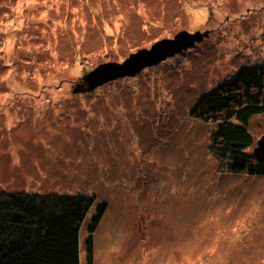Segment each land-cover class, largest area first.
Here are the masks:
<instances>
[{
	"label": "rangeland",
	"instance_id": "1",
	"mask_svg": "<svg viewBox=\"0 0 264 264\" xmlns=\"http://www.w3.org/2000/svg\"><path fill=\"white\" fill-rule=\"evenodd\" d=\"M181 32L209 36L109 76ZM251 66H264V0H0V189L93 187L108 210L92 264H264V176L234 172L219 123L194 116ZM247 129L264 162V111Z\"/></svg>",
	"mask_w": 264,
	"mask_h": 264
},
{
	"label": "trees",
	"instance_id": "2",
	"mask_svg": "<svg viewBox=\"0 0 264 264\" xmlns=\"http://www.w3.org/2000/svg\"><path fill=\"white\" fill-rule=\"evenodd\" d=\"M263 111L264 66H251L203 95L194 116L219 123L212 133L215 152L232 161L234 172L264 176V162L248 152L254 138L247 129L250 118ZM92 189L79 194L0 189V264H81L83 231L92 264L93 234L108 210L107 200L99 201Z\"/></svg>",
	"mask_w": 264,
	"mask_h": 264
},
{
	"label": "water",
	"instance_id": "3",
	"mask_svg": "<svg viewBox=\"0 0 264 264\" xmlns=\"http://www.w3.org/2000/svg\"><path fill=\"white\" fill-rule=\"evenodd\" d=\"M204 36L202 34H189L187 32H181L174 39H167L163 43L155 45L151 50H143L138 55H132L131 59L128 60L124 65L118 63H112L108 67L109 76L114 74V77L124 76L127 73L135 75L136 72H139L143 67L146 66L144 63L145 58H149L155 63L161 62L163 59H167L170 56H174L177 51H182L183 49H188L194 45L196 41L203 40ZM177 47V48H176ZM178 53V52H177ZM122 71V69H126ZM96 72H91L89 75H86V79L95 76ZM257 157L264 161V150L260 151L257 154Z\"/></svg>",
	"mask_w": 264,
	"mask_h": 264
},
{
	"label": "bare ground",
	"instance_id": "4",
	"mask_svg": "<svg viewBox=\"0 0 264 264\" xmlns=\"http://www.w3.org/2000/svg\"><path fill=\"white\" fill-rule=\"evenodd\" d=\"M230 41H231V40H229V42H230ZM258 46H260V45H259V43L257 42V43H256V47H258ZM222 47H223V46H222ZM222 47H220V49H221ZM227 48H229V47H226L225 49H227ZM133 86H134L135 88L138 89V87L140 86V84L137 83V84H134ZM142 130H143V129H142ZM159 132L161 133L162 131L160 130ZM135 134H136V131H135L134 129L131 130V131H130V134H129V137H128V139H127V141L130 140L129 142H132V140H135V138H134V137L136 136ZM158 135H159V133H157L156 138L158 137ZM135 141H136V140H135ZM214 207L216 208L217 206L214 205Z\"/></svg>",
	"mask_w": 264,
	"mask_h": 264
},
{
	"label": "clouds",
	"instance_id": "5",
	"mask_svg": "<svg viewBox=\"0 0 264 264\" xmlns=\"http://www.w3.org/2000/svg\"><path fill=\"white\" fill-rule=\"evenodd\" d=\"M190 34H192V33H190ZM197 34H202V35L206 34V35L209 36V33H208V32H206V33L197 32ZM208 36H207V37L205 36V37L203 38V40H201V41H196V42L200 43V42L206 40V39L208 38ZM88 221H89V220H88ZM87 223H88V222L84 223L83 227H85V226L87 225Z\"/></svg>",
	"mask_w": 264,
	"mask_h": 264
}]
</instances>
